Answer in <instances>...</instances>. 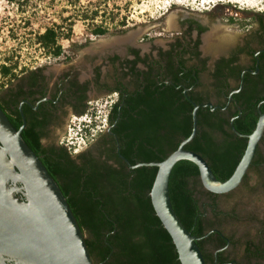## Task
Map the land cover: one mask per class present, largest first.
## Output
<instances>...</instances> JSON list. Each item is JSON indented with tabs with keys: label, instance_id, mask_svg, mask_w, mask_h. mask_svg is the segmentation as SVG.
<instances>
[{
	"label": "trees",
	"instance_id": "1",
	"mask_svg": "<svg viewBox=\"0 0 264 264\" xmlns=\"http://www.w3.org/2000/svg\"><path fill=\"white\" fill-rule=\"evenodd\" d=\"M101 2L105 4L106 0L91 4L85 10L78 0L73 1V12L60 18L59 24L45 28L42 33L33 34L34 44L45 56L58 59L63 54L60 41L71 39L77 20L85 23L88 34L97 38L125 28L126 15L119 18L118 12L107 10L105 5L100 6ZM18 3V7L22 9L27 2ZM181 46L182 43L176 41L169 51L159 52L156 59L146 56L142 59L136 57L132 61V66L125 75L130 74L136 79L134 89L116 92L120 97L125 95L124 100L118 102L114 111L106 115L110 124L118 117L111 129L112 136L117 139L112 144L118 143L119 155L131 166L161 162L190 135L192 103L201 105L196 112V134L184 149L200 155L214 177L224 182L232 175L244 153L245 136L255 128L258 119L256 106L262 98L255 95L253 97L257 98L251 99V93L246 88L231 96L232 102L238 105L239 112L235 105L227 113L220 109L212 112L209 107L202 106L207 104L209 94L197 90L198 77L192 75L195 67L193 64L187 67L198 54L185 59L184 54L189 50ZM132 52L137 54L138 51ZM137 62L142 63L145 69L136 71L134 65ZM17 67L18 63L11 57L0 65V108L16 130L22 125L21 117L18 111L9 112V107L12 99L15 104L18 103L25 92L23 83L17 85V92L9 86L27 71L22 68L17 74ZM161 71H164L165 80L169 76L171 84L161 80L154 81ZM139 76L141 81H137ZM219 77L226 79L225 76L217 75V72L212 76L217 83L222 81ZM238 77L235 78L236 81H239ZM230 91L223 86L216 94L220 97L222 93L223 97L228 98ZM30 92L31 96L35 94L34 91ZM83 101L84 96L78 98L81 108L76 113L79 116L87 112V104ZM120 104L122 106L118 108ZM259 110L264 113V104ZM27 111V106L24 105L23 115ZM44 127L37 119H29V122H25L21 137L40 159L65 197L84 235L93 263L180 264L171 239L156 218L150 203L149 192L156 168L143 166L129 169L118 155L106 156L101 161L87 160L77 164L64 147L42 146L40 140L47 134L41 132ZM84 132L89 134L91 131L85 129ZM234 132L244 137L239 138ZM113 149L111 147L108 151ZM251 166L249 169L257 174L264 171V154L257 151ZM200 188L202 185L198 170L193 163L182 160L173 166L168 182L171 206L183 227L192 236L200 238L196 245L205 261L204 236L221 226L224 213L217 209L216 200L219 195L204 191L206 199L203 200L200 198V191L198 192ZM214 235L209 233V236Z\"/></svg>",
	"mask_w": 264,
	"mask_h": 264
},
{
	"label": "rangeland",
	"instance_id": "2",
	"mask_svg": "<svg viewBox=\"0 0 264 264\" xmlns=\"http://www.w3.org/2000/svg\"><path fill=\"white\" fill-rule=\"evenodd\" d=\"M22 1L27 3L21 9L18 2ZM73 1L75 0H0V65L11 57L18 63L17 74L22 68H42L49 80L53 81L61 72L72 70L77 77L88 78L90 66L96 64L105 77L106 74H111L110 67L105 64V59L111 53L122 56L125 49L132 46L141 53L154 54L158 48L165 49L168 42L180 35L187 23L200 24L206 29L201 36L200 49L203 55L211 51L216 54L227 44L236 42L240 29H235L234 25H245L251 21V10L264 12V0H246L248 3L245 1L237 6L226 0H106L105 4L101 2L99 5L118 12L119 18L126 15L125 28L97 38L88 34L85 23L77 20L71 39L60 41L62 56L58 59L47 57L34 44L33 34L42 33L45 28L59 24L60 18L73 12ZM100 1L78 0L85 10ZM168 19H171L170 22ZM230 21L234 25H229ZM202 82L207 84L206 75L202 76ZM88 95L86 110L88 112L91 109L95 115L105 113L103 106L108 107L115 100L114 94L95 95L90 91ZM74 116L79 115L72 114L50 135L52 143L71 147L72 153L88 147L91 140L103 132L106 126L100 123L94 131L84 135L79 132L80 128L76 124L69 122ZM259 153L264 154V140L259 146ZM204 191L203 187L198 190L203 200L206 199ZM216 204L217 209L224 213L220 227L225 230L234 228L230 217L233 211L244 214L253 207H264V171L257 174L248 170L242 185L235 191L220 195ZM205 250L211 252L212 248L208 244Z\"/></svg>",
	"mask_w": 264,
	"mask_h": 264
},
{
	"label": "flooded vegetation",
	"instance_id": "3",
	"mask_svg": "<svg viewBox=\"0 0 264 264\" xmlns=\"http://www.w3.org/2000/svg\"><path fill=\"white\" fill-rule=\"evenodd\" d=\"M250 18L252 20L245 25L242 23L234 25V22H228L230 23L229 25H234L235 29H240L238 31V39L234 44L224 46L223 50L221 49L216 54L211 51L203 55L200 49L201 36L206 29L200 24L187 23L180 35L168 42L165 49L158 48L154 54L141 53L132 46L125 49L122 56L118 53H111L105 59V64L110 67L111 74H106L105 77L102 76L100 67L96 64L90 66L89 77L83 79L77 77L72 70L61 72L53 81H50L42 68L29 69L20 74L19 80L14 81L9 86V88L14 89V92H17V85L23 83V91L25 92V95L20 97L18 103L15 104L12 99L9 112L18 111L20 114V108L22 111V107L26 105L28 111L26 115H23L25 122H29V119H37L45 125L44 128H41L42 133H47L40 140L42 146L44 148L59 147L51 142V132L62 126L63 122L70 118L72 114L77 115L76 111L81 108V103H78L79 97L84 96L83 102L87 104L90 91H93L95 95L114 94L115 100L111 101L107 111V114H110V112L114 111V106L124 100L125 97V95L120 97L116 92L132 91L134 89L136 79L130 74L125 75L129 67L132 66V61L136 57L142 59L146 56L156 59L159 52L169 51L171 45L179 41L182 43L181 47L189 50L185 52L183 58L187 59L198 54L197 57L194 56L195 59L190 61L187 67L192 64L195 67L196 71L194 70L192 75L198 77L199 86L197 90L209 94L207 104H211L209 108L212 112L220 109L221 112L227 113L228 109L234 105L239 112L238 105L232 102L230 98L233 94L241 93L247 88L249 93H251V99L262 98L256 106V111L259 115L261 113L259 108L264 104V12L251 10ZM181 47L178 49L180 50ZM132 50L138 51L137 54H133ZM175 63H177L176 60ZM144 67L139 62L134 65L136 71H142L145 69ZM216 72L217 75L225 76L226 79L222 80L219 77L223 82L219 81L217 83L214 81L212 76ZM163 73L164 71H161V74H158L159 76L154 78V81L158 82L161 80L171 84L172 80L169 79V76L165 80ZM203 75L208 77L207 84L202 82ZM237 76H239V81L235 80ZM141 80L142 78L139 76L137 81ZM214 83L216 86H213ZM223 86L231 90L228 98L223 97L222 93H220V97H217L216 92H220ZM78 88L79 90L77 91ZM30 91H34L35 94L31 96L29 94L31 93ZM255 95L257 97H253ZM121 106L122 104L118 108ZM117 118L111 124L107 120L104 131L99 132L100 134L94 140H91V144L82 151L73 150L74 152L72 153L70 152L71 147L60 145L69 151L70 157L77 164L87 160L101 161L106 156H119L118 143L112 144V141H117V139L111 133V129L114 128L116 121H118ZM232 120H230V124ZM69 122L71 123V121ZM234 134L239 136V138L244 137L236 132ZM263 140L264 134L258 143L256 152L259 151V146ZM111 147L114 149L108 151ZM250 167L252 168L251 165ZM249 168L248 170H250ZM244 178L240 185L244 182ZM15 197L19 198V194H15ZM230 217L234 228L225 230L219 227L211 231L215 234L214 236H209V233H211L209 232L204 237L206 238L203 246L205 264H264V207H253L244 214L233 211ZM208 244L212 248L211 252L205 250Z\"/></svg>",
	"mask_w": 264,
	"mask_h": 264
},
{
	"label": "water",
	"instance_id": "4",
	"mask_svg": "<svg viewBox=\"0 0 264 264\" xmlns=\"http://www.w3.org/2000/svg\"><path fill=\"white\" fill-rule=\"evenodd\" d=\"M200 106L192 103L190 135L161 162L131 166L119 155L129 169L156 168L149 192L150 203L171 239L180 264L205 262L196 245L200 238L183 227L171 206L168 182L173 166L182 160L193 163L205 191L219 196L228 194L241 184L264 134V114L259 113L232 175L220 182L200 155L184 149L196 134V112ZM205 106L211 107V104ZM20 116L22 125L16 130L0 108V264H94L65 197L22 139L25 120L21 108Z\"/></svg>",
	"mask_w": 264,
	"mask_h": 264
},
{
	"label": "built area",
	"instance_id": "5",
	"mask_svg": "<svg viewBox=\"0 0 264 264\" xmlns=\"http://www.w3.org/2000/svg\"><path fill=\"white\" fill-rule=\"evenodd\" d=\"M109 105H110V104H108V107H107L106 105L103 106V108L106 109V110H104L105 113H103V114L97 113V114H96V115H97V118H99V124H98L97 127H99L100 123H104V124H106V122H107V116H106V115H107V111H108V109H109ZM89 110H90V111L84 113L83 115L72 117V121H71V123H72L73 125L76 124V125L78 126V128H79V127H80V124H82V122H84V123H88V122H90V121H91V114H92L93 112H92L91 109H89ZM101 113H102V112H101Z\"/></svg>",
	"mask_w": 264,
	"mask_h": 264
},
{
	"label": "clouds",
	"instance_id": "6",
	"mask_svg": "<svg viewBox=\"0 0 264 264\" xmlns=\"http://www.w3.org/2000/svg\"><path fill=\"white\" fill-rule=\"evenodd\" d=\"M96 117L97 116L95 115V113H92L91 121L88 123L82 122V124H80V127H79L80 129L78 128L79 132L85 135V132H84L85 129H89V131H94L97 128L98 123H99V118L96 119Z\"/></svg>",
	"mask_w": 264,
	"mask_h": 264
},
{
	"label": "bare ground",
	"instance_id": "7",
	"mask_svg": "<svg viewBox=\"0 0 264 264\" xmlns=\"http://www.w3.org/2000/svg\"><path fill=\"white\" fill-rule=\"evenodd\" d=\"M169 20H171V19H168V22H170ZM168 24H169V23H168ZM105 46H107V45H104V47H105Z\"/></svg>",
	"mask_w": 264,
	"mask_h": 264
}]
</instances>
